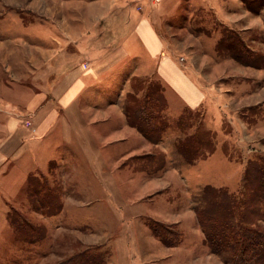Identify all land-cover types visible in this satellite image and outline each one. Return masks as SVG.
Instances as JSON below:
<instances>
[{"label":"crops","instance_id":"obj_1","mask_svg":"<svg viewBox=\"0 0 264 264\" xmlns=\"http://www.w3.org/2000/svg\"><path fill=\"white\" fill-rule=\"evenodd\" d=\"M58 1L34 0L27 5L26 0H0V264H11L15 253L17 258L24 257L25 245L30 246V253L38 255L29 263L52 264L54 233L49 227H53V215L34 211L38 215L30 220L50 225L49 237L19 243L5 206L10 194L22 188V176L32 166H43L58 136L61 146L66 147L61 157L76 172L73 188L67 189L82 195L81 202L64 197L59 215L62 221L67 215V200V204L77 203L80 208L103 207L115 223L112 229L107 216L103 219L93 213L90 222L105 224L103 230H68L75 235L77 248L83 247L80 252L91 249L103 253L104 264H224L222 256L205 244L204 234L196 230L192 190L206 185L227 186L221 176L230 166L240 170L242 177L245 163L229 160L228 151L233 152L230 145L244 149L256 140L253 137L264 140V115L259 116L264 111V69L243 67L230 57L218 60L213 55H206L202 68L194 62L181 63L176 55L180 49L160 37L156 29L159 24L155 26L143 16L132 28L127 29V25L120 46L111 43L115 48L109 51L112 54H104L107 58L102 62L117 59L120 68L138 61L136 76L155 79L167 88L165 120L175 126H170L169 135L159 143H152L130 124L124 101L109 104L103 111L101 104L83 102L99 79H105L101 71H96L101 61L94 70L80 63L86 52L93 51L94 40L88 37L103 11L100 0H73L64 10L56 4ZM55 4V12L72 7L68 15L63 14V26L56 22L57 31L52 29ZM19 6L20 10L33 11L35 17L24 22L17 11L10 10ZM69 13L75 15L70 17ZM73 39L77 40L76 51L63 53L73 47ZM53 43L64 46V51L54 54ZM191 110L203 117L204 127L214 137L215 149L202 164H189L176 149L187 130L176 124ZM246 112H255L257 118L247 121ZM157 147L162 150H155ZM260 148L263 153L264 147ZM119 159H127L128 165L122 167ZM122 172L129 175L124 186L128 194L118 198L112 192L122 185L116 184L114 176ZM78 176L87 182H77ZM151 220L187 226L180 242L169 246L152 231Z\"/></svg>","mask_w":264,"mask_h":264},{"label":"rangeland","instance_id":"obj_2","mask_svg":"<svg viewBox=\"0 0 264 264\" xmlns=\"http://www.w3.org/2000/svg\"><path fill=\"white\" fill-rule=\"evenodd\" d=\"M32 1L34 0H26V4L29 5ZM71 1L73 0H59L56 4L64 10L73 3ZM100 2L102 7L101 9L103 10L100 20L94 30L90 32V36L88 37L90 40H94L91 41V44L94 46L91 47V50L93 51L92 54L89 53V51L86 52L84 58H80V63L81 65H84L85 69H87L90 65V69L94 70L96 63L98 65V62L101 61L100 68L96 71H101L104 74L103 76L105 79H99L98 84H96L92 91L84 95L83 102L90 105L101 104L100 107L102 111L107 108L109 104L120 103L122 101L125 102V105L129 104V102L131 103L132 97H136V94H132L134 93L132 88L133 85L134 87L137 86V89L139 90V97H143L144 92L141 90L145 87V83L143 82L144 79L135 75L138 73V61L136 63L132 61L130 64L120 68L117 66V59L114 60L113 63L102 62L107 58H104V54H106V56L112 54V52L110 53L109 51L115 48L116 44L111 45V43L116 42L117 45L120 46L121 40H123V38L127 35V29L132 28L133 24H137L139 19L143 18V16L153 22L155 26L156 24H159L156 26V29H158L160 37L170 41L171 46L175 44V46L180 49V52L176 55L177 59L181 63L186 64L187 62H194L197 66L203 67L205 65L204 60L206 59V55H213L217 56L218 58H216L218 60L230 57V59L235 60L243 67L251 66L257 69H264V0H100ZM56 4L54 5L55 9H53L51 14L53 25L52 29L54 28V31H57L56 22L63 26V14L68 15V12L72 10V7H69L66 12H55L57 10ZM20 7L21 6L10 8V10L12 12L17 11L26 23H28L31 18L35 17L33 11L28 9L25 10V8H21L20 10ZM5 10H8V7H6ZM74 15L75 13H69L70 17ZM101 23L104 24L102 28L98 26ZM127 25L128 28L126 29ZM54 35L57 36L56 33ZM73 41V47H70L65 51L64 46H60L58 44L55 45V43H53L52 48H54V54L60 53L61 51H64L63 53L68 51L69 54L70 52H75L77 40L73 39ZM219 56L221 58H219ZM259 58L260 62L263 64L256 66L255 64H260V62L257 60L253 62V59ZM249 61L251 63L253 62L252 64L254 65L249 64ZM156 76L158 77V75ZM160 85L165 93L167 88H164L162 84ZM261 85L264 87V81ZM86 114L87 111L85 112V115ZM255 114V112H246L245 119L247 121L255 120L257 118ZM263 115L264 111L261 110L259 116L263 117ZM202 118V116L199 117L197 112L195 113L191 110L183 116L181 122L176 124L177 127H182L183 130L187 129L182 142H178L177 144L180 145L184 154L192 159L193 162H188L178 151L191 165L198 164L199 162L202 164V162L208 158L209 153L215 149L214 137L212 133L204 127V121ZM170 119H173L172 116H170ZM174 126L175 124L171 127L174 128ZM170 131L171 130L169 128L163 134L162 139L166 134L169 135ZM174 135L175 133H173V136ZM59 138L60 137L58 136V141L51 145L53 146L51 150L53 155L46 154L47 159L44 161L45 163L42 167L35 169V167L32 166L28 174L22 176V188L20 191L10 194L6 201L7 206H5V214L7 215L12 231H14L16 242H25L26 238L29 240L31 237L27 235H31V233L28 232L29 230L27 229V226L24 225L23 227L21 222V228L17 224L13 225L12 220L9 218V214L15 217L21 215L24 219H26V221H29V223L35 224L36 226H44V224L41 222L34 223L30 220L34 219L35 215H38L34 211L47 213L48 215L50 213L53 215V219L51 218L53 220V227L50 225V227L48 225L47 227L44 226L46 228V234L44 238H41V240H43L45 237H49L48 227L54 233L51 240L53 247L52 253L54 254H52V258L50 259L52 264H59L62 261H66L73 257L74 254H78L80 249H83V247L77 248L75 235L68 231L71 230V228L79 227V229H84L85 231H83L86 233L103 230L105 224L98 222L94 223L93 221L90 222L91 218L95 214H101V218L103 219L107 218V223L110 224L109 226H111L112 229L113 225H115L111 214L106 209H103V207L93 208L92 206L80 208L79 206L77 207V203H74L75 206L70 203L67 204V200L65 208L67 215L62 221V217L59 215L62 210L61 208L64 206V197H73L77 201L82 199V195L80 191L67 189L68 186L73 188V185L71 184L75 183L73 181L76 179L74 176L76 172L71 166L68 167L63 157H61V152H63L66 147L61 146L62 144L60 143ZM198 139L200 142H195V140ZM253 139L256 140L247 143L242 150H238L234 146L230 145L233 152L231 153L228 151V156L231 157L229 160L231 159L233 162L240 161L245 163L246 166H244V173L242 177L240 170H238L235 166H230L227 174L221 176L223 178V183L225 181L227 182V186L224 185L221 187H215L213 185H203L204 187H202L201 190H192L195 195V213L197 208L207 207L204 196L207 186H211L216 189H226L230 194L243 200L250 201L252 199L253 196H251V192L254 188L248 181L247 169L252 175L258 166H264V152L262 153L260 148L264 147V140L260 137H253ZM155 150L161 151L162 147H157ZM126 160L127 159H119L120 164L123 163L122 167H126L125 165H128ZM179 168L181 167L179 166ZM128 176L127 172L118 173L114 176L116 184L122 185V187L112 192L116 195V197L119 198L121 195L128 194V188L124 187L128 182H125ZM195 176L196 175H193V177ZM213 181H216L215 177L213 178ZM77 182L83 184L87 182V179L83 176H78ZM39 185L42 186V191L40 190ZM48 187L50 188L48 189ZM42 200L45 203V207L37 209L40 208L39 202L43 203ZM81 201L82 200H79V202ZM47 204H49L50 208H48ZM247 206L249 208L245 209V207H243V209L251 211V218L260 217V221L258 223L264 226V210H262L263 204L261 205V208H252L250 205ZM105 216L107 217L104 218ZM195 216L198 226L196 227V230L204 234V231L198 223L197 213ZM189 225L191 226V224ZM165 226L169 231L183 233L186 230L187 225L176 227L174 225L165 224ZM158 229L161 231L163 230L162 227H158ZM167 234L169 233L167 232ZM16 242L14 245L17 244ZM204 242L208 246L205 241V234ZM48 244L49 242H47V246ZM29 247V245H25L23 252L24 257L20 256L17 258L18 255L15 253L16 257L13 256L10 258L11 260L13 259L11 264H31L29 263V260L32 257H37L38 259V255L29 252ZM1 252L2 251L0 250V253ZM90 254H94L92 256H95L99 253L92 252ZM221 256L224 264H232V262L229 261L230 259L227 253H224V255Z\"/></svg>","mask_w":264,"mask_h":264},{"label":"trees","instance_id":"obj_3","mask_svg":"<svg viewBox=\"0 0 264 264\" xmlns=\"http://www.w3.org/2000/svg\"><path fill=\"white\" fill-rule=\"evenodd\" d=\"M255 60L260 62V58L253 59V62ZM252 63L249 61V64ZM262 64L260 62V64L255 65L259 66ZM143 82L145 83V87L141 90L144 92L143 97L140 98L137 95L139 90L137 86L134 87L133 85L134 93L132 94H136V97L133 96L134 98L132 97L131 103L129 102V104L125 105V113L133 127H136L150 142L159 143L163 134L171 126L165 120L168 103L158 81L155 79H144ZM195 142H200V140H195ZM177 149L188 162H193L189 156L184 154L179 144H177ZM263 167L258 166L252 175L247 169L248 181L254 188L251 192V196L253 197L250 201L240 199L230 194L226 189H216L207 186L204 193L207 207L196 209L198 223L204 231L205 241L211 251L218 255L227 253L230 259L229 261L232 264L264 263V226L258 223L260 217L251 218V211L243 209V207L245 209L249 208L247 205H250L252 208H261L263 204L262 210H264ZM39 187L41 190L42 186L39 185ZM42 202H39L40 208L37 209L45 207L43 200ZM47 205L50 208L49 204ZM9 218L12 220L13 225L17 224L20 228L22 225L23 227L24 225L27 226L28 232L31 233V235L27 236L31 238L29 240L26 238L25 242L34 243L44 238L46 234V228L44 226H36L35 224L29 223L21 215L15 217L9 214ZM149 225L155 235L169 246L176 245L182 237L180 232L167 230L168 228L163 223L150 221ZM158 227H162L163 230H159ZM92 252L91 249H86L83 252L74 254L73 257L59 264H104L106 256L103 253L92 256L94 255L90 254Z\"/></svg>","mask_w":264,"mask_h":264}]
</instances>
